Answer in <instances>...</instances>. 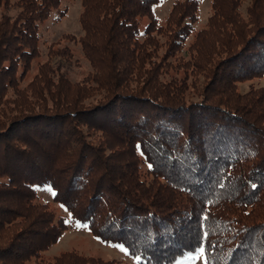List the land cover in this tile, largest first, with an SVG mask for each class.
Returning a JSON list of instances; mask_svg holds the SVG:
<instances>
[{"label": "trees", "instance_id": "trees-1", "mask_svg": "<svg viewBox=\"0 0 264 264\" xmlns=\"http://www.w3.org/2000/svg\"><path fill=\"white\" fill-rule=\"evenodd\" d=\"M64 1L0 0V264H131L47 255L69 222L137 264L201 246L207 264H264V86L238 88L264 75V0H210L200 27V0L162 18L161 0H80L82 33L39 61Z\"/></svg>", "mask_w": 264, "mask_h": 264}, {"label": "rangeland", "instance_id": "rangeland-1", "mask_svg": "<svg viewBox=\"0 0 264 264\" xmlns=\"http://www.w3.org/2000/svg\"><path fill=\"white\" fill-rule=\"evenodd\" d=\"M173 1L174 0H161L160 2L155 4L153 6L154 14L159 18L166 16ZM63 5L67 8L64 16L58 17L57 14L54 13L41 27V56L39 58V61L45 59L46 48L48 44L59 39L62 34L73 33L74 35L79 36L82 33L78 17L81 9V1L68 0L64 1ZM242 8L244 9V5L242 6ZM209 14L210 0H200L199 19L196 23V27L202 26L206 22ZM68 44L74 49V51L76 52V56H80L77 44L72 41H69ZM79 62V66L72 65L67 68L68 75L71 79L79 78V76L83 72H86L85 70L90 69V65L84 59H80ZM199 80L203 81L202 78ZM201 85L202 84L198 81V87H200ZM251 86H264V75L260 77H254L250 80L238 84V88L242 92L248 90ZM187 97L189 99L196 100V90L191 88ZM37 191L39 193L40 199L48 202L52 200L54 191L50 186L45 185L42 188L39 187ZM50 207L58 214L65 213L63 207H60L57 203L51 202ZM68 224L70 225V227H68L63 232L58 241L54 245H52L49 250L46 251L47 255H52L62 250L75 248L82 253L90 254L93 256H100L107 259H121L131 264L138 263L137 257L131 255L128 250L122 251L120 247L116 246L121 244H111L102 241L100 238L94 236L90 232L88 227L84 224L75 223L73 225L72 222H69ZM197 250L194 252L185 253L183 256L177 258L171 264H205L204 254L200 258H196L198 255Z\"/></svg>", "mask_w": 264, "mask_h": 264}, {"label": "snow or ice", "instance_id": "snow-or-ice-1", "mask_svg": "<svg viewBox=\"0 0 264 264\" xmlns=\"http://www.w3.org/2000/svg\"><path fill=\"white\" fill-rule=\"evenodd\" d=\"M149 167H151V165H149ZM253 187H256V185H253ZM53 195H55V193H53ZM205 235H207V234H205ZM116 246L120 247L122 251H127V249H125L122 245H116ZM204 251L205 250H204L203 246L199 247L198 250H197L198 255H197L196 258L202 257L203 254H204ZM139 259H140V257H137V260H139ZM205 264H207V262H205Z\"/></svg>", "mask_w": 264, "mask_h": 264}]
</instances>
